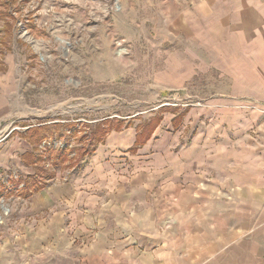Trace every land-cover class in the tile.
<instances>
[{"label": "crops", "instance_id": "obj_1", "mask_svg": "<svg viewBox=\"0 0 264 264\" xmlns=\"http://www.w3.org/2000/svg\"><path fill=\"white\" fill-rule=\"evenodd\" d=\"M183 21L184 61L172 46L159 78L185 85L190 108L171 129L160 110L143 143L124 122L33 195L89 232L82 264H264V0H193ZM59 124L0 140V184L43 175L35 129Z\"/></svg>", "mask_w": 264, "mask_h": 264}, {"label": "rangeland", "instance_id": "obj_2", "mask_svg": "<svg viewBox=\"0 0 264 264\" xmlns=\"http://www.w3.org/2000/svg\"><path fill=\"white\" fill-rule=\"evenodd\" d=\"M192 2L0 0V112L8 122L0 126V140L41 123L65 127L38 135L47 141L43 175L10 183L5 177L0 184V264H82L89 232L80 236L65 216L35 206L41 198L33 195L55 185L57 174L70 177L110 122H130L144 136L162 114L171 129V119L190 108L185 85L159 75L172 46H180L184 61L185 37L178 31ZM60 202L71 207L68 198Z\"/></svg>", "mask_w": 264, "mask_h": 264}, {"label": "trees", "instance_id": "obj_3", "mask_svg": "<svg viewBox=\"0 0 264 264\" xmlns=\"http://www.w3.org/2000/svg\"><path fill=\"white\" fill-rule=\"evenodd\" d=\"M2 14L0 13V16H1ZM8 23H6V26L8 27V28H11L10 27V24H8ZM5 26V27H6ZM7 31V30H6ZM157 118V117H156ZM159 119V118H158ZM108 120H110V119H108ZM160 120V119H159ZM105 121H107V120H105ZM154 121V120H153ZM159 123V121L156 123V124H158ZM112 124H113V121L112 122H110V126H111V128L108 130V131H106L105 132V134L103 135V137L101 138V139H99V141H98V144H100L101 142H103V138L105 137V135L107 134V133H109L110 131H112V130H120L123 126H124V123L123 122H121V121H115V123L114 124H116V127H112ZM155 127H156V125L154 126V124H149L148 126H147V128H146V130H145V134H144V136H142V135H140L139 136V138H138V142L139 143H143L145 140H147L150 136H151V134L153 133V131H154V129H155ZM36 131H37V133H39V134H47L48 132H49V130L48 129H35ZM43 139V138H42ZM42 139H39V137H38V141L39 142H42L43 140ZM145 139V140H144ZM97 146V144H95L94 143V146L93 145H89L86 149H84L83 150V153L82 154H80L82 157L83 156H86V155H88V154H91L93 151H94V149H95V147Z\"/></svg>", "mask_w": 264, "mask_h": 264}]
</instances>
